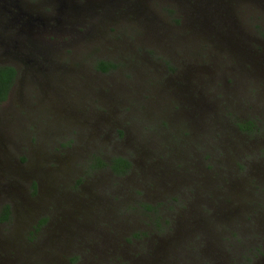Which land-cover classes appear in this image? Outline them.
I'll return each mask as SVG.
<instances>
[{"label":"clouds","instance_id":"clouds-1","mask_svg":"<svg viewBox=\"0 0 264 264\" xmlns=\"http://www.w3.org/2000/svg\"><path fill=\"white\" fill-rule=\"evenodd\" d=\"M130 5L0 0V264H264V0Z\"/></svg>","mask_w":264,"mask_h":264},{"label":"rangeland","instance_id":"rangeland-1","mask_svg":"<svg viewBox=\"0 0 264 264\" xmlns=\"http://www.w3.org/2000/svg\"><path fill=\"white\" fill-rule=\"evenodd\" d=\"M114 2L121 4V9H118V11L127 10L130 5V0H114ZM118 23L121 26V29L125 32L129 30H135V21L131 15L122 17ZM96 51H111L113 48L119 49L120 51H126L131 46L125 45V44H113L111 42L107 41V38H101L100 41H93L92 42ZM144 64H150V60L147 56H145L144 60L141 61ZM115 66V65H114ZM79 67V65H77ZM156 71H160V69H154ZM169 71L175 72L177 71V68L169 64ZM66 78L69 81L76 82L79 81V84L77 85L76 89H74V94H78L79 98H83L84 95H86L88 92L92 90L93 87V81L89 79V77L85 74L84 71H70L66 74ZM55 113L58 116H67V115H73L75 114V108L72 103L69 102V100L64 99L63 97H57L56 99V105L54 108ZM210 190V189H209ZM65 200L67 202V206H71L74 201L71 197H65ZM65 207V204H61L60 210H63ZM80 209L83 210L86 215L81 217V219L84 221L83 224H81L80 228L85 233H91L94 231L95 225L97 223V218L94 217L90 210L86 209L84 205H80ZM68 215V213H65ZM73 222H75V218L73 217ZM107 223H112L111 220H106ZM136 223L133 222L131 224V227H136ZM114 231L116 229H113ZM121 230H126L122 228ZM99 235V233H97ZM148 233L145 232V235ZM118 253L117 258L121 261L130 260V257L128 256V253L126 250H122L117 248L115 250Z\"/></svg>","mask_w":264,"mask_h":264},{"label":"trees","instance_id":"trees-1","mask_svg":"<svg viewBox=\"0 0 264 264\" xmlns=\"http://www.w3.org/2000/svg\"><path fill=\"white\" fill-rule=\"evenodd\" d=\"M98 67H100L102 70H107V65L105 64L104 61H100L99 64H98ZM114 67V65H113Z\"/></svg>","mask_w":264,"mask_h":264}]
</instances>
